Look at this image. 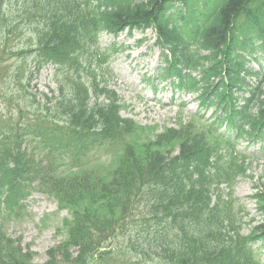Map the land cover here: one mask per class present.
Returning <instances> with one entry per match:
<instances>
[{"label": "trees", "instance_id": "1", "mask_svg": "<svg viewBox=\"0 0 264 264\" xmlns=\"http://www.w3.org/2000/svg\"><path fill=\"white\" fill-rule=\"evenodd\" d=\"M148 29L169 54L161 79L197 94L214 123L156 133L120 117L102 72L118 49L98 40ZM257 53L264 0H0V264H32L5 224L34 192L67 212L43 264H261L264 225L242 235L233 198L249 164L236 143L264 142ZM46 67L55 88L44 92ZM108 152L112 163L92 165Z\"/></svg>", "mask_w": 264, "mask_h": 264}, {"label": "rangeland", "instance_id": "2", "mask_svg": "<svg viewBox=\"0 0 264 264\" xmlns=\"http://www.w3.org/2000/svg\"><path fill=\"white\" fill-rule=\"evenodd\" d=\"M116 41L121 50L113 57L109 76L104 79L108 88L114 90L120 98L121 116L132 119L142 127H153L154 131L158 132L166 127H174L180 118L184 122H192L194 119L190 117H194L197 111L193 96H182L179 99L171 88L155 86L163 59L161 52L154 45V32H135L130 37L124 34ZM112 45L113 39L110 36L101 35V51ZM52 73V68L42 71L36 82L38 89L47 91L48 86L54 88ZM181 106L183 108L179 110ZM209 114L210 112L205 114L202 120L206 121ZM244 147L245 143L238 146L239 149ZM257 149L250 147L246 150V155L251 157L249 171L246 177L237 180L234 189L238 205H242L245 213L249 215L243 218V234H248L257 224H264V218L257 217L256 223L249 224L250 218L256 215L250 196L255 193L254 189L259 185L263 173V161L259 159L261 156ZM114 156L115 152H112L106 157L97 158L95 165L107 166L113 162ZM25 205L26 209L18 219H10L5 224L6 234L12 241H19L24 251L30 248L34 253L33 264H42L46 260L45 252L63 240V234L58 231L61 230V221L67 214L58 211L55 202L41 194H33ZM243 215L244 213L240 216ZM261 253L264 263V250Z\"/></svg>", "mask_w": 264, "mask_h": 264}]
</instances>
